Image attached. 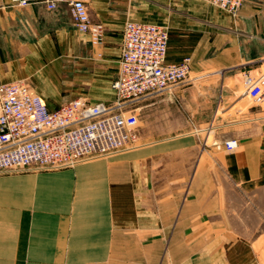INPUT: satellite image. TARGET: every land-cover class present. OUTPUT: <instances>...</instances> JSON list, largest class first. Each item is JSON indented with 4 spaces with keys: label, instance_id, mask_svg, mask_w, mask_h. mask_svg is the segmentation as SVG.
I'll list each match as a JSON object with an SVG mask.
<instances>
[{
    "label": "crops",
    "instance_id": "0c3cea01",
    "mask_svg": "<svg viewBox=\"0 0 264 264\" xmlns=\"http://www.w3.org/2000/svg\"><path fill=\"white\" fill-rule=\"evenodd\" d=\"M159 6V0H89L92 22L105 27L103 43L93 46L90 36L76 29L66 6L55 11L42 4L21 9L0 0V82L31 80L52 109L79 97L91 104L111 103L125 24L160 25L155 20ZM234 22L235 36L218 35L216 56L205 61L224 71L222 82L208 87L200 104L194 86L183 88L178 100L169 96L172 141L180 139L172 143V224L167 231L172 235V264H257L253 248L259 245L256 236H264V100L254 104L231 78L264 67V0H247ZM169 35L168 60L190 58L192 73L198 72L199 58L172 47ZM246 99L248 108L241 106ZM161 103L143 104L140 110ZM193 128H209L215 139L238 140L239 146L234 152L204 148L201 154L214 162L202 164L198 173L195 148L186 139ZM143 137L148 134L143 132ZM92 163L0 178V264L117 263L108 215L113 202L97 195L117 168L106 162L101 168H83ZM188 188L189 194L181 195ZM233 188L242 194L238 209L231 205ZM98 210L105 212L98 215ZM156 244L152 250L159 251ZM121 247L128 248V242ZM136 256L132 264H145L144 254ZM156 261L153 257L152 263Z\"/></svg>",
    "mask_w": 264,
    "mask_h": 264
},
{
    "label": "built area",
    "instance_id": "2783aa9c",
    "mask_svg": "<svg viewBox=\"0 0 264 264\" xmlns=\"http://www.w3.org/2000/svg\"><path fill=\"white\" fill-rule=\"evenodd\" d=\"M12 7L25 9L42 4L48 11L66 6L74 26L91 38L93 46L103 43L105 27L91 20L89 0H9ZM234 18L247 0H203ZM169 30L165 26L128 21L118 72L112 83L116 99L91 104L75 98L50 108L25 82H0V174L70 168L86 158L108 156L134 147L142 121L135 105L161 96L179 99L190 82L191 60H168ZM223 75L224 71L212 73ZM200 78H195L198 81ZM245 92L254 104L264 100V78L245 74ZM204 148L234 152L238 140H213L208 129ZM199 130V132H202Z\"/></svg>",
    "mask_w": 264,
    "mask_h": 264
},
{
    "label": "rangeland",
    "instance_id": "374dc122",
    "mask_svg": "<svg viewBox=\"0 0 264 264\" xmlns=\"http://www.w3.org/2000/svg\"><path fill=\"white\" fill-rule=\"evenodd\" d=\"M160 8L155 13L156 23L168 28L172 35V47L188 50L193 60L199 58V71L192 73V82L186 87L194 86L196 89V102L201 103L202 96L206 95L208 87L217 86L222 82L221 75L212 73L222 70L218 66H209L207 60L216 56L218 35H234L232 31L235 26V18L227 12L216 8L203 0H186L183 4L178 0H159ZM155 22V21H154ZM206 61V62H205ZM204 62L203 65L200 63ZM200 69H202L200 71ZM252 77L262 80L264 78V67L256 72L249 74ZM200 78L198 81L195 78ZM245 75L239 74L235 78L234 84H237L240 90L245 91L243 79ZM230 79V78H229ZM16 82H25L32 88L34 83L28 79H22ZM228 80L226 84L228 85ZM241 83V84H239ZM229 87H234L229 86ZM42 97L39 93L34 91ZM246 93V92H245ZM169 96H161L154 99L140 102L135 105V110L139 111L142 121L139 141L129 150L122 151L120 154L108 156H95L86 158L77 165L56 170L28 171V172H6L1 173L0 178L21 177L25 175H40L54 173L63 170H74L80 164L94 162L86 167H104L106 163L113 165L117 170H113L100 187L97 194L100 197H111L113 209L108 211V215L113 219L114 231V251H112L113 260L120 264L122 258L124 264L136 262L137 253L144 254L145 264H172V252L169 250L172 235L169 234V226L172 224V100ZM241 103V106L248 108L250 102L248 99ZM162 101L152 107H147L143 112L141 105L152 102ZM139 108V109H138ZM155 114V115H154ZM199 128H193L188 134L187 146L195 148L193 152L194 169L198 165V173L202 169V164L214 162L206 154H201L204 150L206 135L199 132ZM143 132L148 137H143ZM214 140L213 134L208 139V145ZM158 148L157 152H153ZM138 154V155H136ZM130 159L127 157L132 156ZM126 159L120 161V158ZM117 160V161H115ZM101 161L100 163H95ZM106 162V163H105ZM95 167V168H98ZM89 178V176L87 177ZM85 179L86 181L88 179ZM84 180V182H85ZM191 189V188H190ZM181 195L189 194L188 190H182ZM191 194V193H190ZM235 202L231 205L235 209L240 208L242 196L241 192L232 189ZM237 198V199H236ZM181 208V206H180ZM98 215L105 211L98 210ZM171 230V229H170ZM259 245H254L253 251L256 255L257 264H264V236H256ZM128 242V248L121 247L122 243ZM154 244H159V251L152 250ZM144 244V246H143ZM117 245V247H116ZM144 247V250L137 248ZM102 252V258H104ZM110 255V252L107 253ZM127 255V256H126ZM157 261L152 263V258Z\"/></svg>",
    "mask_w": 264,
    "mask_h": 264
},
{
    "label": "bare ground",
    "instance_id": "6f19581e",
    "mask_svg": "<svg viewBox=\"0 0 264 264\" xmlns=\"http://www.w3.org/2000/svg\"><path fill=\"white\" fill-rule=\"evenodd\" d=\"M99 165H94V167H92V168H95V167H98ZM84 169H90V167H83Z\"/></svg>",
    "mask_w": 264,
    "mask_h": 264
}]
</instances>
